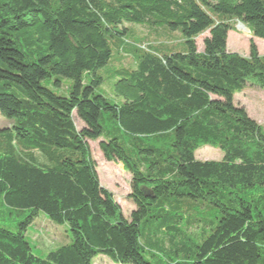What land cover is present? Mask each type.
<instances>
[{"label":"trees","instance_id":"obj_1","mask_svg":"<svg viewBox=\"0 0 264 264\" xmlns=\"http://www.w3.org/2000/svg\"><path fill=\"white\" fill-rule=\"evenodd\" d=\"M237 23L264 40V0H0V264H264V124L233 102L264 89V56L227 51ZM87 140L129 175L128 218ZM39 213L68 228L44 257L26 237Z\"/></svg>","mask_w":264,"mask_h":264},{"label":"rangeland","instance_id":"obj_2","mask_svg":"<svg viewBox=\"0 0 264 264\" xmlns=\"http://www.w3.org/2000/svg\"><path fill=\"white\" fill-rule=\"evenodd\" d=\"M240 25V23H237L235 29L228 33L226 41L227 51L241 56H247L248 43L252 40L257 48L258 54L264 56V40L252 37L244 26V30L240 29ZM133 29L135 31V38L138 40H146L150 37L151 39L154 38L156 42L163 41V39H155L148 29L141 27H134ZM206 36L207 34H204L196 39L198 52L202 51V40ZM171 41L172 43L180 42V34H174ZM123 61L126 64L129 61L128 57L123 58ZM119 63L116 60L108 70H99V75L104 80L99 90L109 97L112 93V85L116 81V78H112L111 75ZM71 84L72 82L70 80L63 78L61 79L59 87L51 85L49 88L57 95L66 96ZM233 102L242 107L247 115L258 124H264V89H260L254 85H247L243 92L234 95ZM73 122L77 130L82 128V123L75 115H73ZM10 124L11 120L0 116V129L9 127ZM86 143L95 163V171L100 186L112 195L123 216L128 218L131 211L134 210V206L128 197L130 193L129 175L123 170L121 164L104 160L99 149V141L87 140ZM221 158L222 153L211 147H203L195 153V159L199 161H220ZM67 231L68 228L66 225H53L42 213H39L34 218L33 226L28 229L26 237L33 253L39 257H44L50 251L56 250L59 246L69 242L67 239ZM190 233L196 236L200 235V232L194 228L190 230ZM92 264L113 263L104 257L98 256L92 261Z\"/></svg>","mask_w":264,"mask_h":264},{"label":"bare ground","instance_id":"obj_3","mask_svg":"<svg viewBox=\"0 0 264 264\" xmlns=\"http://www.w3.org/2000/svg\"><path fill=\"white\" fill-rule=\"evenodd\" d=\"M239 28H240V29H242V30H244V27H243V26H241V25L239 26Z\"/></svg>","mask_w":264,"mask_h":264}]
</instances>
